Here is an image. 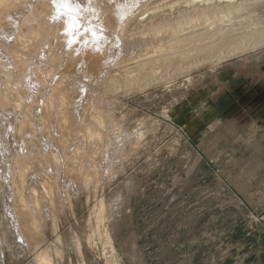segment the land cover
<instances>
[{"label":"rangeland","instance_id":"1","mask_svg":"<svg viewBox=\"0 0 264 264\" xmlns=\"http://www.w3.org/2000/svg\"><path fill=\"white\" fill-rule=\"evenodd\" d=\"M123 1L98 7L154 0ZM193 21L174 40L102 42L94 71L76 77L37 53L52 69L42 85L18 84L0 55V98L5 83L22 97L0 107V264L39 252L46 264H264V0ZM60 78L76 88L69 135L40 122Z\"/></svg>","mask_w":264,"mask_h":264},{"label":"bare ground","instance_id":"2","mask_svg":"<svg viewBox=\"0 0 264 264\" xmlns=\"http://www.w3.org/2000/svg\"><path fill=\"white\" fill-rule=\"evenodd\" d=\"M102 1L103 0H0V38L5 39L6 42L13 45V47L10 48L11 50L7 53L6 51L4 52L3 49V51L0 50V55L3 56L4 53L6 54L5 56L8 61L6 63H9L13 71L17 74L19 80L18 84H21L23 81L28 83L32 78H34L32 80H36L39 85L47 83L49 76L52 75L49 70L52 69L48 68L49 70H46V67L44 69V67L37 63L36 57L40 53L41 55L46 54L45 57H47L49 62L54 66H60L62 60H65L63 63L65 64L64 69L67 70L66 73L75 75L76 77V75H82L83 71H94L95 61L100 58V55H96L95 50L98 53L104 52V47L101 46L103 45L102 42L108 41L110 43H115V45L121 43L126 48H131L133 45L135 46L138 43L147 41L148 38L154 39L157 35L165 34L170 37L171 40H174L179 36L177 33L189 30L195 19L208 22L210 20L233 17L235 14L241 13L256 2V0H154L151 2L147 1L145 6H143L144 3H142L139 9L129 2L127 4L128 7L124 8L119 2L114 5H109V3L112 2H108L109 6L102 7L105 11H101L98 5ZM104 1L106 2V0ZM127 1L128 0H124L122 4L125 5L124 3ZM137 6H139V3ZM121 7L122 9H118ZM95 19L97 21H94ZM83 23L94 28L96 32L94 30L92 31L93 33L95 32L93 34L95 41L91 40L92 38L90 40L87 39L88 36H85V34L88 33H84L82 30L85 26H82ZM77 27H80L81 33L76 29ZM260 33H262V30H256L252 35H259ZM74 52H81L83 54H81L82 56L80 59L77 58L73 63V59L76 57V53L74 54ZM37 53L39 54L37 55ZM68 58H70L69 61ZM82 61L84 63L83 65H86L85 67L83 65L79 67V63ZM0 63L2 64L3 62ZM28 70L30 71L29 74L31 78L27 74ZM64 78L66 79L67 77ZM59 80V86L66 83V80L64 81L61 78ZM9 86L10 85L6 83L4 84V89L7 94L6 97L0 98L1 109H7L9 107L10 96H15L18 104L21 102L22 97L18 92V88L13 90ZM73 86L72 89L75 90L76 88L74 89ZM64 87L59 94L55 93L56 90H52L53 92L45 96L46 99L41 105L43 111L41 110L42 114L40 115H42V121L40 122L45 123L46 126L49 119L52 121L58 119V123L56 122V129L65 135H69V133H72L73 129V116L71 112L75 109H71V104L69 102L75 95H73V90L71 91L69 87ZM37 99H34L35 102H33V105H35ZM19 127L18 131H23L22 133L28 132L30 129L28 123L24 121V118ZM44 129L46 128H43V130ZM91 133L92 132H87L88 135ZM18 164L20 165V167H18L20 176H25L27 171L26 168H28L26 162L22 161ZM97 168L98 167H96V169ZM81 172H83V170ZM79 173L80 171L78 174ZM81 174L82 173H80V175ZM85 183L86 182H84V184ZM21 198L22 197H20V199ZM18 200L19 198L17 201ZM16 205L19 214H21V220L23 219L22 222H24V227H26L25 225L28 223L27 221H29L27 219L28 213L26 209L28 207L26 204L24 206L23 202H19ZM25 230L28 233L31 231L30 228H26ZM43 259V253L41 252L37 253L33 258V260L37 262L36 264H46L43 262Z\"/></svg>","mask_w":264,"mask_h":264}]
</instances>
